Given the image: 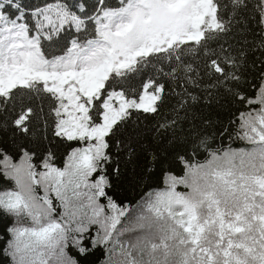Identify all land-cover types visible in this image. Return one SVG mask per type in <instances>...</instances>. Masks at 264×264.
<instances>
[{"label":"snow or ice","instance_id":"6c2138e0","mask_svg":"<svg viewBox=\"0 0 264 264\" xmlns=\"http://www.w3.org/2000/svg\"><path fill=\"white\" fill-rule=\"evenodd\" d=\"M0 258L264 264V0H0Z\"/></svg>","mask_w":264,"mask_h":264},{"label":"trees","instance_id":"16d2710c","mask_svg":"<svg viewBox=\"0 0 264 264\" xmlns=\"http://www.w3.org/2000/svg\"><path fill=\"white\" fill-rule=\"evenodd\" d=\"M0 264H7V262L3 258H0Z\"/></svg>","mask_w":264,"mask_h":264}]
</instances>
